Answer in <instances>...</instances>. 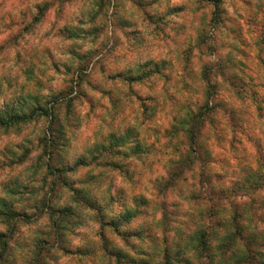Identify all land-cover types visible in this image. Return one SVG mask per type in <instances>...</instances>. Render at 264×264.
Segmentation results:
<instances>
[{"label":"clouds","instance_id":"9594fccd","mask_svg":"<svg viewBox=\"0 0 264 264\" xmlns=\"http://www.w3.org/2000/svg\"><path fill=\"white\" fill-rule=\"evenodd\" d=\"M0 264H264V0H0Z\"/></svg>","mask_w":264,"mask_h":264}]
</instances>
